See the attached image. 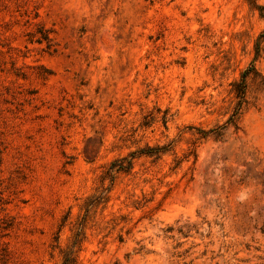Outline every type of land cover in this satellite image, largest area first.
<instances>
[{
	"label": "rangeland",
	"instance_id": "obj_1",
	"mask_svg": "<svg viewBox=\"0 0 264 264\" xmlns=\"http://www.w3.org/2000/svg\"><path fill=\"white\" fill-rule=\"evenodd\" d=\"M263 33L264 0H0V264H264Z\"/></svg>",
	"mask_w": 264,
	"mask_h": 264
},
{
	"label": "trees",
	"instance_id": "obj_2",
	"mask_svg": "<svg viewBox=\"0 0 264 264\" xmlns=\"http://www.w3.org/2000/svg\"><path fill=\"white\" fill-rule=\"evenodd\" d=\"M263 36H264V33H263ZM159 151H160L159 148H156V149L155 148H148L147 150L141 151V153L152 156V155H157Z\"/></svg>",
	"mask_w": 264,
	"mask_h": 264
}]
</instances>
